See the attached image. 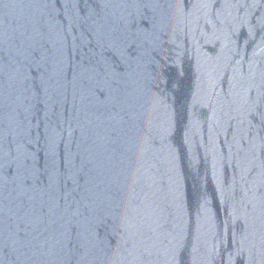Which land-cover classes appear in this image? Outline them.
<instances>
[{
  "label": "water",
  "instance_id": "1",
  "mask_svg": "<svg viewBox=\"0 0 264 264\" xmlns=\"http://www.w3.org/2000/svg\"><path fill=\"white\" fill-rule=\"evenodd\" d=\"M264 51V0H0V264H79Z\"/></svg>",
  "mask_w": 264,
  "mask_h": 264
}]
</instances>
